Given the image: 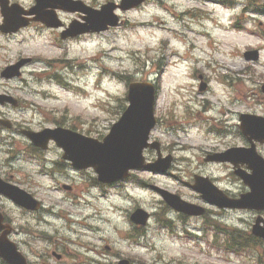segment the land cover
Here are the masks:
<instances>
[{
	"label": "clouds",
	"instance_id": "9594fccd",
	"mask_svg": "<svg viewBox=\"0 0 264 264\" xmlns=\"http://www.w3.org/2000/svg\"><path fill=\"white\" fill-rule=\"evenodd\" d=\"M67 3L0 0V264H264L253 169L227 158L264 164V0ZM134 88L140 166L104 179L63 137L103 147Z\"/></svg>",
	"mask_w": 264,
	"mask_h": 264
},
{
	"label": "water",
	"instance_id": "95a60500",
	"mask_svg": "<svg viewBox=\"0 0 264 264\" xmlns=\"http://www.w3.org/2000/svg\"><path fill=\"white\" fill-rule=\"evenodd\" d=\"M48 2L53 7H61L67 10H73L74 8H80L79 5L73 6L67 3V0H48ZM41 5L38 11V19L43 20L47 24H54L55 18L51 15L50 17L41 14ZM90 25L92 27L102 26L103 23L110 20L108 15V10L105 13L97 16L93 13H89ZM133 100V107L126 114L124 121L118 125L108 141H106L103 147L96 145L95 143L84 144L83 142L76 141L74 137L64 136L63 142L67 145L70 154H72L76 159L78 164L83 163H93L97 165L98 170L101 172V176L104 179H112L123 174V171L127 167H139L140 161L138 158V145L142 140L143 129L148 123V110H147V91L145 89H133V94L130 97ZM246 121V130L252 134H257L264 136V128L259 127L255 122L254 128H250ZM93 152V154L88 155L86 153ZM233 160L247 161L249 167L253 169L254 175L251 178H245L246 182L250 183L253 187L252 197L246 198V202L250 206H264V164H261L256 160L250 153H230L229 157ZM166 165H163L165 167ZM158 165L153 169L156 170L160 168ZM206 195L208 193L209 197L216 200L218 199L214 196L210 189L206 186L202 187ZM210 191V192H209ZM210 198V199H211ZM20 203H23L31 207V202L26 198L21 197L19 199ZM174 204V206L184 207L181 205H176L175 201H169ZM10 251V250H9Z\"/></svg>",
	"mask_w": 264,
	"mask_h": 264
}]
</instances>
